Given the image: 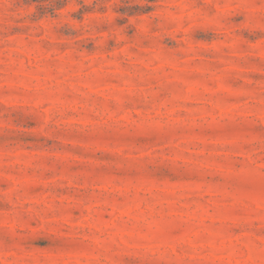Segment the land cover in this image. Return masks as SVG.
I'll list each match as a JSON object with an SVG mask.
<instances>
[{
  "label": "rangeland",
  "instance_id": "rangeland-1",
  "mask_svg": "<svg viewBox=\"0 0 264 264\" xmlns=\"http://www.w3.org/2000/svg\"><path fill=\"white\" fill-rule=\"evenodd\" d=\"M0 264H264V0H0Z\"/></svg>",
  "mask_w": 264,
  "mask_h": 264
}]
</instances>
